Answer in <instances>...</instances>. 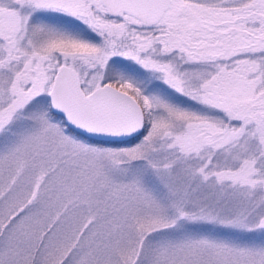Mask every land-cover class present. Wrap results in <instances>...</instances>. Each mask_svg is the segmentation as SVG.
Wrapping results in <instances>:
<instances>
[{"label": "snow or ice", "instance_id": "6c2138e0", "mask_svg": "<svg viewBox=\"0 0 264 264\" xmlns=\"http://www.w3.org/2000/svg\"><path fill=\"white\" fill-rule=\"evenodd\" d=\"M0 264H264V0H0Z\"/></svg>", "mask_w": 264, "mask_h": 264}]
</instances>
